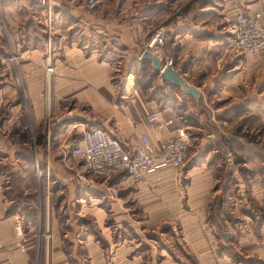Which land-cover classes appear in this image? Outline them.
<instances>
[{
    "label": "crops",
    "instance_id": "0c3cea01",
    "mask_svg": "<svg viewBox=\"0 0 264 264\" xmlns=\"http://www.w3.org/2000/svg\"><path fill=\"white\" fill-rule=\"evenodd\" d=\"M97 1L95 10H87L86 0H48L52 13V51L48 56L55 72L43 95L42 75L48 53L40 31L43 7L38 0H0V83L5 85L0 93L16 98L18 77L10 71H19L30 99L31 123L39 130L37 144L34 141L37 162L31 154L33 160L29 163L24 151L29 138L24 131L27 126L21 122L22 115L14 111L15 114L0 120V264H79L73 258L70 244L37 242L36 216H32L34 209L30 204L41 186L46 187L44 181L41 185L39 177L44 176L42 172L47 173L48 167L56 170L55 178L85 174L82 161L77 158L81 166L73 168L68 165L66 155L67 145L73 141L81 146L86 132L100 130L107 137L119 140L125 148L141 135L156 145V127L145 119L159 111L164 117L183 115L181 124L190 138L189 156L180 169L181 175L174 169L158 171L149 177L148 185L163 191L176 185L172 178L178 177L179 182L182 179V191L186 195L182 199L191 210L183 214L185 234L189 235L191 251L199 256L195 258L197 264H264V146L240 140L243 146L238 148L237 155L232 153L235 158L232 165L218 164L217 160L210 162L215 151L198 161L202 143H196L194 130H200V125L195 128L189 121L191 113H195L189 104L190 97L179 93L171 96L165 91L166 100L160 102L163 110H159L151 95L144 94H151L153 87L133 83L125 77L130 71L153 72L151 63L140 60V55L154 30L161 28L165 32V44L153 54L163 64L166 59H175L173 69L201 94L205 81L209 80L197 86L194 72L199 68L216 70L217 62L227 61L219 88L227 96L230 94L229 112L241 110L244 83L252 77L249 68L256 70L250 91L256 86L257 90L264 87V53L247 57L226 52L228 44L222 29L238 13L264 12V0ZM249 58L253 61L249 62ZM187 61L191 65L185 70ZM119 71L124 76H119L114 84L112 75ZM218 74H212V79ZM262 96L264 89H260L256 96L260 99L248 111L238 114L253 116L261 129L264 127ZM178 104L188 106L183 114ZM213 128L229 134L219 122ZM234 133L233 129L230 137ZM162 135L169 136L165 130ZM9 137L15 142L7 149ZM38 162L42 164V172ZM79 183L77 179L65 182L68 192ZM148 185L138 184L141 194L151 199L149 190H143ZM152 209L159 210V205ZM17 224L22 226V235L16 232Z\"/></svg>",
    "mask_w": 264,
    "mask_h": 264
},
{
    "label": "rangeland",
    "instance_id": "374dc122",
    "mask_svg": "<svg viewBox=\"0 0 264 264\" xmlns=\"http://www.w3.org/2000/svg\"><path fill=\"white\" fill-rule=\"evenodd\" d=\"M46 1L47 4L41 6L45 10L42 8L40 11L41 37L45 39L46 49L48 51L47 55H45V70L42 75L44 87L41 86V94L43 95L49 85L48 81L53 80L52 77L55 72L54 64L51 62L50 67H53L54 70L52 73L47 74L48 55H51L52 51V37L50 36L52 13L51 7L48 5V0ZM229 21L223 25L222 30H224ZM159 29L161 28L155 29L153 34ZM226 41L228 42L227 37ZM147 44L144 51L148 50L146 49ZM227 49L229 50V47ZM233 54L247 55V57L252 56L250 53ZM170 59L172 60L173 66L176 61L175 59ZM170 59H166L165 63L169 62ZM248 61L252 62L253 60L249 58ZM226 62L225 60L219 63L217 62L219 65L215 64L217 71L211 67V70L206 68L204 71H201L199 68L194 72L196 77L193 81L197 86L201 87L202 82L205 80L209 81H205V86L202 90L203 93H200L198 102L193 103L191 100L192 97L189 96V104L195 110L194 114L191 113L192 117L189 121L191 120L193 122V127L195 128L200 125V130H194L195 136L197 137L196 143H202V149L200 150L201 156L198 161L205 160L209 152L215 151L216 155L214 156V160L210 162L213 163V161L217 160L219 161L218 164L223 162L224 164L232 165L235 163V158L232 153H238V148L243 146L241 141L249 144L260 143L264 146V127L262 129L259 128L257 120H254L253 116H238L241 111H248L247 108L255 103L254 101L259 98L256 97L257 94L264 87L257 90L256 86L253 88V92L250 91L256 70L249 68L248 71L252 77L244 83L247 92L245 93L246 88L242 91L244 92V96L239 102L242 109L229 112L228 104L230 103V94L227 96L219 88V84H222L223 81V68ZM190 65L191 63L187 61L184 67L185 70L186 66L188 67ZM14 72L16 77H18L19 92L16 94L14 91V94H16V98L14 99L8 94L0 93L2 100L0 102V120L4 121L11 114H15L14 111H18V114L22 115L21 122H24L27 126L24 131L27 132L29 138L24 151L25 154H33L34 161L37 162L34 153V141L36 140V133L39 131L38 126L34 127L30 120V99L28 93L25 92L21 74L19 71H10L11 74H14ZM217 72L219 74L212 79L211 75ZM151 73L150 71H130V74L125 75V77L127 76V80L133 83L142 84L145 87H153L151 94L146 92L144 94L147 97L151 95L159 106V110H163L160 102L162 99L164 101L166 100L164 98L165 91L171 96L175 95V93L184 95L178 89L168 88L169 86L161 80L159 75L151 78L152 80L150 82ZM122 74L123 72L121 71L115 72L112 75V78H114L112 79V83L117 84L120 78L119 76H124ZM14 83L17 85L15 80ZM4 86L0 83V91ZM262 97L264 98V96ZM43 98L46 99V97ZM263 101L260 102V105L263 104ZM178 105L177 108H179L181 113L183 111L185 112L188 108V106L186 108V104ZM15 106L17 107L14 108ZM159 112L162 113L161 111ZM177 115L183 116L180 114ZM200 117H202V120L200 119L199 122ZM231 119L233 120L231 121ZM226 120L230 122H224ZM218 122L226 134H231V131L234 129L236 133H234L233 137L235 139L230 137L229 134H222L223 131L219 133L221 130L217 131L214 129V125H217ZM39 127L41 129L42 125ZM238 135L242 136L239 137ZM14 142L9 137L6 141L5 148L10 149L14 146ZM71 143L75 142L72 141ZM193 143L194 141H191V148L195 146ZM67 150L66 158L69 159L68 165L73 168L80 167L81 163H79L78 159L70 155L69 146ZM229 155H231L230 160H228ZM22 163L25 164L24 162ZM38 163L40 167L41 162ZM40 171L42 172L41 167ZM67 171L69 173L72 172L70 170ZM180 171L178 169L179 175H181ZM35 172L37 175L36 168ZM43 173L44 176L39 177V179H41V185L45 182L46 187L44 186L42 188L41 186L37 192L38 194H34L30 204L34 209L32 216H36L34 226L37 230L36 238L38 239V243L64 242L70 244L72 246L73 258H76L79 264H197L195 258L199 259V256H195L191 251L192 246L189 235L185 234L186 220H184L185 216L183 214L185 212H191V210L189 209L190 207L184 204V200L182 199L183 195L186 197L182 191V186L184 187L182 179L179 182L180 179L178 177L177 179L176 177L172 178L171 180H175L176 185L173 184L172 187L163 189V191H156L151 185L143 187L145 192L149 190V196H152L151 199L153 200L152 203V200L145 193L141 194L137 184L131 183L122 174L110 178H102L85 173L86 181L77 185L75 184L76 187H72L69 193L66 188L67 184H59V181L56 180L58 179L55 178V175H57L56 170L48 167V179L46 172ZM22 174L19 172L20 178L24 179V176L21 177ZM156 205H159V210L152 209ZM181 209L183 211H180ZM236 256L240 257L238 253Z\"/></svg>",
    "mask_w": 264,
    "mask_h": 264
},
{
    "label": "built area",
    "instance_id": "2783aa9c",
    "mask_svg": "<svg viewBox=\"0 0 264 264\" xmlns=\"http://www.w3.org/2000/svg\"><path fill=\"white\" fill-rule=\"evenodd\" d=\"M38 1L41 6L47 4L46 0ZM96 6L97 0L86 1L87 10H94ZM224 30L229 47L226 52L264 53V12L253 15L238 13L226 24ZM163 44L164 32L159 29L153 34L146 49L156 53ZM165 65L172 67V60ZM47 66V74L52 73L54 69L50 67L49 58ZM145 120L156 127V145H153L146 135H141L136 142L125 148L119 140L107 137L100 130H94L84 133L81 146L76 143L68 145L71 155L82 161L86 174L102 178L122 174L137 185H148L149 177L158 171L181 169L188 160L190 148L188 131L181 124L183 117L176 114L164 117L162 113L156 112L147 115ZM163 130L168 132L167 138L163 137ZM46 175L48 179L49 173ZM74 179L80 183L86 181L85 174L78 173L56 180L65 183ZM15 229L18 235H22L20 224H17Z\"/></svg>",
    "mask_w": 264,
    "mask_h": 264
},
{
    "label": "water",
    "instance_id": "95a60500",
    "mask_svg": "<svg viewBox=\"0 0 264 264\" xmlns=\"http://www.w3.org/2000/svg\"><path fill=\"white\" fill-rule=\"evenodd\" d=\"M140 60H147L151 63V68L154 72L159 75L161 80L167 84L172 89H178L185 96H190L195 100H198L200 97V92L189 86L180 76L178 72H176L173 67L167 66L161 62L151 51L145 50L142 52L140 56Z\"/></svg>",
    "mask_w": 264,
    "mask_h": 264
},
{
    "label": "trees",
    "instance_id": "16d2710c",
    "mask_svg": "<svg viewBox=\"0 0 264 264\" xmlns=\"http://www.w3.org/2000/svg\"><path fill=\"white\" fill-rule=\"evenodd\" d=\"M156 76H158V74H157L156 72L153 71V72L151 73V75H150V80H149V81L151 82V80H152L151 78H154V77H156ZM168 88L171 89V87H168ZM157 91H158V90H157ZM37 141H38V140L36 139V140H35L36 144H37ZM32 158H33V157H32L31 154H29V153L26 154V159L28 160L29 163L32 162V160H33Z\"/></svg>",
    "mask_w": 264,
    "mask_h": 264
}]
</instances>
